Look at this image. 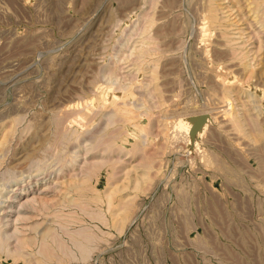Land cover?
I'll use <instances>...</instances> for the list:
<instances>
[{
  "label": "rangeland",
  "instance_id": "obj_1",
  "mask_svg": "<svg viewBox=\"0 0 264 264\" xmlns=\"http://www.w3.org/2000/svg\"><path fill=\"white\" fill-rule=\"evenodd\" d=\"M249 1L0 0V264H264Z\"/></svg>",
  "mask_w": 264,
  "mask_h": 264
},
{
  "label": "bare ground",
  "instance_id": "obj_2",
  "mask_svg": "<svg viewBox=\"0 0 264 264\" xmlns=\"http://www.w3.org/2000/svg\"><path fill=\"white\" fill-rule=\"evenodd\" d=\"M249 1V0H248ZM250 2V1H249ZM253 5H251V9L254 14H255V18L256 16L258 17L257 21H259L260 19L263 20L264 18V8H263V11H262V7H264V0H254L253 2H251ZM250 5V3H249ZM248 5V6H249ZM214 6V5H213ZM247 6V7H248ZM261 9V10H260ZM213 10V8H212ZM214 11V10H213ZM262 11V13H261ZM261 13V14H260ZM213 14V13H211ZM217 17V16H216ZM219 18V17H218ZM211 21H213L214 19H217V18H214L213 15L210 16L209 18ZM260 20V21H261ZM264 21V20H263ZM208 23V22H207ZM217 26V25H216ZM261 26V25H260ZM264 27V26H262ZM264 29V28H263ZM141 64V63H140ZM254 96V93L251 94ZM126 96V95H125ZM127 103V102H126ZM104 105V104H103ZM118 106V105H117ZM227 106L229 107V109H232V104L230 102L227 103ZM112 108V107H111ZM115 111V110H114ZM117 113V112H116ZM124 114V113H123ZM136 115V114H135ZM128 117V116H127ZM126 119V118H125ZM129 119V118H128ZM127 120V119H126ZM130 121V120H129ZM172 121V119H171ZM174 121V119H173ZM174 125L173 122H170ZM11 124V123H10ZM176 124V123H175ZM8 125V124H7ZM58 125V124H57ZM178 126V124H177ZM10 127V126H9ZM179 127V126H178ZM176 128V127H175ZM143 131V130H142ZM143 133V132H142ZM8 134V133H7ZM6 134V135H7ZM7 137V136H6ZM102 139V138H101ZM10 139H8L9 141ZM2 143V142H1ZM112 144V143H111ZM8 145V144H7ZM8 147V146H7ZM10 147V146H9ZM123 147V146H122ZM6 148V147H5ZM117 149V148H115ZM7 150V149H6ZM118 150V149H117ZM110 151V150H109ZM4 154V153H3ZM2 156V154H1ZM3 158V157H2ZM35 158V157H34ZM4 159V158H3ZM0 163H4V162H0ZM37 163V162H36ZM34 165V164H33ZM116 165V164H115ZM39 165H37L38 167ZM113 167V166H112ZM17 168V167H16ZM15 167H6L2 172H1V177L3 180V183L1 184L2 188L0 190V194L4 193L3 190H5V192L8 191V188H10V192H7L5 195L6 197V201L8 202H17V206H19V208H30L31 204L30 203V200L26 199V200H22L21 198L23 196H25L26 194H29V192L31 191L30 187H32V183H33V180H27L25 177V172L24 170L22 171H19L17 170ZM26 168V166H25ZM46 168V167H45ZM44 168V169H45ZM39 167L38 168H35L34 170L36 172L39 171ZM2 170V169H1ZM21 170V169H20ZM43 172V171H42ZM35 173V172H34ZM115 173V172H114ZM38 174V173H36ZM33 175L32 171H30L29 173V176ZM34 190V189H32ZM1 201V200H0ZM44 204V203H43ZM18 208V207H17ZM58 208V207H57ZM2 209L4 210L1 214L2 216L0 217V249L1 250H4V251H7V252H10V247H9V242L11 241V239H13V237L16 238V234L14 232L12 233H9V231H7L5 228L6 225L9 224V219L6 221L4 218L7 217V215L9 214V212H12L14 211L13 209V205H5L2 207ZM33 209V208H32ZM43 209V208H42ZM27 210V209H26ZM1 211V210H0Z\"/></svg>",
  "mask_w": 264,
  "mask_h": 264
}]
</instances>
